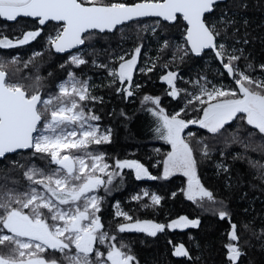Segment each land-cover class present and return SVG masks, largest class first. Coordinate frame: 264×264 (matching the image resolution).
Wrapping results in <instances>:
<instances>
[{
	"label": "snow or ice",
	"instance_id": "obj_1",
	"mask_svg": "<svg viewBox=\"0 0 264 264\" xmlns=\"http://www.w3.org/2000/svg\"><path fill=\"white\" fill-rule=\"evenodd\" d=\"M218 3L219 0H0V18L6 21L31 17L41 26L50 21L58 22L59 29L54 36H49V42L57 52L83 45L86 39L92 38V30L113 31L118 25L143 17L162 18L167 22H178L182 18L186 22L185 43L190 48L177 46V52L183 53L179 58L183 60L189 51L199 55L206 49L214 50L227 75L237 85L236 88L223 84L209 88L210 82L206 78H202L205 81L203 84L199 80L193 82L199 86V93H186L191 98L185 108L195 102L202 106L198 109L202 116L192 120L181 118L185 108L169 115L160 107V97H143L142 104L151 102L155 106L148 110L156 118L154 131L158 138L171 145V151L166 153L163 160V176L156 177L138 160L116 159L113 170L107 171L110 165L106 162V154L88 150L93 144L111 143L112 130L108 128L102 131L98 124L92 123L99 121L100 116L91 109L85 111L88 101L102 100L91 94L87 80L77 79L70 72L69 79L58 85V93L44 99L38 90L30 92L20 83L9 82L8 73L0 63V157L18 149H31L34 155L49 157L50 163L57 165L50 174L34 165L28 168L24 172L30 182L28 191L9 189L0 192V247L7 249L0 252V264H59L56 260L45 258L48 250L64 254L67 264H138L131 249L124 244L117 246L113 242L115 235L110 236L104 230L98 215L103 198L93 194L99 187L111 185L113 179L121 175L117 170L133 169L137 179L147 177L153 180L166 179L179 172L187 177V189L182 191L189 200L199 198V201L207 199L216 202L213 193L204 187L197 176V160L188 139L182 135L184 130L190 124H199L212 134H220L230 121L238 118L264 135V79L253 78L238 67L236 62L243 57L242 48L229 51L225 43L219 42L222 33L226 35L228 27L234 25V20L221 16L219 23L222 28L206 22V14H211ZM40 34L39 28L23 32L15 39L0 33V48L28 44ZM242 42L248 43L247 39ZM168 46L165 41L163 47ZM141 47L137 46L129 59L120 56L119 67L109 69L113 84L119 81L123 86L126 82L127 86L117 91L129 97L134 94V88L140 87L133 84V73ZM38 55L41 53L34 54ZM70 61L77 66L87 63L79 55H72ZM12 62H16L15 58ZM99 66L107 68V65ZM155 66L153 63L152 67L139 70L151 72ZM252 67L251 63L246 66L247 69ZM259 67L264 70V64ZM161 79L170 87L169 96L175 98L181 91L186 92L176 87V72L169 71ZM36 80L39 82L40 77ZM41 123L43 129L38 127ZM187 135L192 137L194 134L189 132ZM251 135L253 133H249ZM233 142L243 143L237 137H233ZM244 146L248 147L247 144ZM202 154L208 155L206 144ZM250 163L253 167L259 164L256 161ZM218 167L228 171L225 165ZM259 167L264 169V165ZM100 174L107 176V180ZM260 178L264 179V172L260 173ZM36 186H42L43 190ZM148 196L151 204L142 205L145 208L159 205L162 200L154 193L143 192V197ZM143 197L138 194L132 199L139 201ZM115 207V216L123 217L126 221L117 225L119 232L136 231L155 237L166 228H187L199 224V220L187 216H180L167 225L153 220H133L128 212L120 208L119 203ZM219 217L230 221L227 211H219ZM248 227L244 225L245 229ZM230 229L229 242L224 247L229 264H237L243 255L239 245L240 236L235 223H230ZM98 244L107 245L106 254L99 250ZM93 255L95 260L92 259ZM174 255L190 258L189 250L183 244L175 247Z\"/></svg>",
	"mask_w": 264,
	"mask_h": 264
},
{
	"label": "trees",
	"instance_id": "obj_2",
	"mask_svg": "<svg viewBox=\"0 0 264 264\" xmlns=\"http://www.w3.org/2000/svg\"><path fill=\"white\" fill-rule=\"evenodd\" d=\"M221 16H226L235 23L228 27L226 35L222 33L219 42L225 43L229 51L232 48H242L243 57L236 62L238 67L253 78L264 79V70L259 67L264 64V0H227L218 3L214 11L206 15V22L215 23L218 28H222L219 23ZM3 22L0 19V26H3ZM33 23L35 22L31 19L21 18L15 23L20 29L17 36L20 37L23 30ZM185 28L186 23L182 18L175 23L149 18L123 25L112 33L91 31L92 38L86 39L84 47L78 50L87 63L79 66L72 64L69 57L63 58L48 50L49 36H53L56 29H45L31 41L30 46L38 48L36 53L41 55L21 57V61L27 64L21 75L36 84L38 82H34V76L40 74L43 89L55 94L58 93L59 83L70 72L81 80H87L91 94L102 100L88 101L85 109H91L100 116L102 130H112L111 143L93 144L88 150L105 153L106 162L111 167H114L116 159L138 160L153 176L162 177L163 160L171 150V145L158 138L154 131L157 126L156 118L148 110L155 106L151 102L142 104L143 97H160V107L172 115L185 108L191 98L186 93H199V86L193 83L197 80L203 84L205 81L202 78H206L210 82L209 88L221 84L237 87L214 52L206 51L196 57L189 51L183 60L179 58L183 53L177 52V46L189 48L185 43ZM2 32L10 37L16 36L8 33L5 28L0 30ZM244 39L248 43H243ZM165 41L169 45L167 48L163 47ZM137 46L142 47L134 74V85L138 84L140 87L134 88V94L129 97L126 93L117 91L121 84L119 81L112 83L113 77L109 75V69L119 67L120 56L129 59ZM153 63L156 66L151 72L139 70L152 67ZM249 63L253 66L251 69L246 68ZM99 65H107V68ZM169 71L178 75L176 87L186 90L175 98L167 94L170 87L161 79ZM200 107L202 106L195 102L188 105L181 112V118L199 119L202 116V112L198 110ZM189 132L194 135L188 137ZM249 133L253 135L249 136ZM183 136L193 148L197 160V176L204 187L213 193L216 202L207 199L199 201V198L196 201L189 200L182 191L187 187V177L183 174H175L166 179H137L132 169H125L119 175V180L107 188L108 191L104 188L99 191V197L103 201L98 215L104 230L110 236L115 235L116 240L113 242L117 246L127 245L138 264H229L224 245L229 242L230 223H235L243 252L237 264H264V179L260 178L264 169L259 167L264 165V135L237 118L230 121L220 134H212L207 129L189 125ZM233 137L243 143H234ZM205 144L208 147L207 156L202 154ZM237 156L241 158H234ZM250 161L259 164L253 167ZM33 165L43 169L46 174L56 169L49 157L34 155L33 150L19 151L0 158V192L9 189L15 192L28 191L30 182L25 178L24 172ZM218 165L227 166L228 171H223ZM145 191L162 197L160 204L143 207L142 205L151 204L150 196L143 197ZM173 193L176 195L173 196ZM138 194L143 198L133 200L132 197ZM117 203L133 220H153L167 225L180 216H187L189 219L199 220V224L184 229L166 228L155 237L136 231L119 232L117 225L126 221L123 217L115 216ZM221 210L230 214V221L227 218L220 219ZM244 225L249 227L245 229ZM181 244L189 250L190 258L174 255L175 247ZM98 247L106 254L107 245ZM6 251V248L0 247V252ZM51 253L48 260H56L59 264L67 263L64 254L59 251ZM92 259L95 260L96 257L93 255Z\"/></svg>",
	"mask_w": 264,
	"mask_h": 264
},
{
	"label": "flooded vegetation",
	"instance_id": "obj_3",
	"mask_svg": "<svg viewBox=\"0 0 264 264\" xmlns=\"http://www.w3.org/2000/svg\"><path fill=\"white\" fill-rule=\"evenodd\" d=\"M20 19L21 18H19L15 22H8V21H5V20L1 19L2 21H4L3 22L4 24H3V26H0V30L2 28L3 29L5 28L8 31V33L16 34L17 31H20L19 27L16 26V24L20 21ZM27 19H30V18H27ZM31 20H33L35 23H33V25L31 27H26L25 30H23V32L34 31V30H36L38 28L41 29V32L43 30H45V29L49 30L50 28H55L56 31H57L59 29V27H60L59 23H56L54 21H50L46 25L41 26V25H39L37 20H34V19H31ZM138 21H140V20H138ZM8 24H11V25L8 26ZM2 34L6 35L7 33L2 32ZM54 35H55V33H54ZM8 37L10 39H15L18 36L16 34V36H13V37L8 36ZM30 46H32V42L31 41L28 44H25V45H17L15 47H11V48H0V63H3V70L8 73V77L7 78L9 80V82L20 83V84L24 85L25 87H27L30 92L38 90L40 92L42 98L47 99L50 95H55V93H53L52 91H47V90L43 89V85L40 83V81H41L40 74L34 76V78H35L34 82H36V78L37 77H40L39 82L36 83V84H32V82L30 80H28L27 78L25 79V77L21 75V73L25 71V65H26L24 62L21 61V57L34 55L38 51V48H36V47L33 48V47H30ZM48 50H52L54 52L53 47L51 46L50 42L48 43ZM78 50L79 49H77L75 51H72L70 53H66V54H58V53H55V52L54 53H55V55L62 56L63 58L66 57V56H67V58L68 57L70 58L72 55H80V52H78ZM14 58H15L16 62L13 63L12 61H13ZM25 62L28 63V60H25ZM135 71L133 73V84L135 82V78H134ZM126 86H127L126 82H125V85H123V86L121 85V87H126ZM38 127L40 129H43V123H41ZM9 155H11V154H9ZM53 251L54 250H48L45 253V258L47 259L48 257H51V255H52L51 252H53Z\"/></svg>",
	"mask_w": 264,
	"mask_h": 264
},
{
	"label": "water",
	"instance_id": "obj_4",
	"mask_svg": "<svg viewBox=\"0 0 264 264\" xmlns=\"http://www.w3.org/2000/svg\"><path fill=\"white\" fill-rule=\"evenodd\" d=\"M227 0H219V3H221V2H226ZM215 8V7H214ZM214 11V10H213ZM207 15V14H206ZM20 18H30V19H34V20H36L35 18H31V17H20ZM149 18H156V19H161L162 21H164L162 18H157V17H143V18H139V19H136V20H133V21H129V22H126L124 25H126V24H129V23H131V22H134V21H138V20H144V19H149ZM1 19H3V18H1ZM19 19V18H18ZM4 20V19H3ZM6 21V20H5ZM8 22H15V21H8ZM164 22H167V21H164ZM48 23V22H47ZM46 23V24H47ZM56 23H58V22H56ZM168 23H174V22H168ZM45 24V25H46ZM44 26V25H43ZM121 26H123V25H118L117 26V28L115 29V30H113V31H104V32H100L99 30H92V31H97V32H100V33H105V32H109V33H112V32H114V31H116L119 27H121ZM85 43H86V41H85ZM85 43L83 44V45H77L75 48H72V49H68V50H66L65 52H57L56 50H55V48L53 47V50H54V52L55 53H58V54H66V53H70V52H72V51H75V50H77V49H80V48H82V47H84V45H85ZM189 46V48H190V45H188ZM206 51H212V52H214V54H215V51L214 50H211V49H206V50H204V52H206ZM204 52H202V53H200L199 55H197V54H194V56H197V57H199V56H201V55H203L204 54ZM219 61V60H218ZM220 62V61H219ZM221 64V63H220ZM222 65V64H221ZM225 70V69H224ZM226 71V70H225ZM231 79H232V77H230ZM233 80V79H232ZM234 81V80H233ZM235 82V81H234ZM237 86V85H236ZM190 125H192V126H195V127H200V125L199 124H190ZM35 135V134H34ZM26 150H31V149H18L16 152H19V151H26ZM15 153V152H14ZM9 154H13V153H7V154H5V156L4 157H0L1 159H3V158H5L7 155H9Z\"/></svg>",
	"mask_w": 264,
	"mask_h": 264
},
{
	"label": "rangeland",
	"instance_id": "obj_5",
	"mask_svg": "<svg viewBox=\"0 0 264 264\" xmlns=\"http://www.w3.org/2000/svg\"><path fill=\"white\" fill-rule=\"evenodd\" d=\"M80 56V55H79ZM76 78L77 79H80L78 76H76ZM69 79V76L67 77V78H65L63 81H65V80H68ZM81 80V79H80ZM62 81V82H63ZM61 82V83H62ZM85 111L87 112V110L85 109ZM92 123H95V124H98L99 125V127H100V129H101V124L99 123V121H94V122H92ZM102 130V129H101ZM103 131V130H102ZM182 135H183V133H182ZM171 151V150H170ZM56 167H57V165H56ZM125 169H128V168H125ZM125 169H123V170H117V171H120L121 173L125 170ZM113 170V167H111L110 166V168L107 170V171H112ZM133 170V169H132ZM134 171V170H133ZM196 171H197V169H196ZM134 173H135V171H134ZM175 174H182V173H179V172H176V173H174L173 175H175ZM100 175H102V178H104L105 180H107V176H104L103 174H100ZM173 175H171V176H173ZM136 176V175H135ZM170 177V176H169ZM119 176H116L114 179H113V182L114 181H118L119 179ZM146 178V177H145ZM112 182V183H113ZM112 185V184H111ZM111 185H104V186H101V187H99L97 190H95V192L93 193L94 195H97V196H99V191H100V189L101 188H104V189H106V188H108V187H110ZM36 187H38V189H40L41 191L43 190L42 189V187H39V186H36ZM186 189H187V187H186ZM64 207H67V206H64ZM171 229H184V228H171ZM99 246V244L97 245V247ZM99 248V247H98ZM100 250V249H99ZM64 256V255H63ZM67 264V263H66Z\"/></svg>",
	"mask_w": 264,
	"mask_h": 264
},
{
	"label": "bare ground",
	"instance_id": "obj_6",
	"mask_svg": "<svg viewBox=\"0 0 264 264\" xmlns=\"http://www.w3.org/2000/svg\"><path fill=\"white\" fill-rule=\"evenodd\" d=\"M197 57V56H196Z\"/></svg>",
	"mask_w": 264,
	"mask_h": 264
}]
</instances>
